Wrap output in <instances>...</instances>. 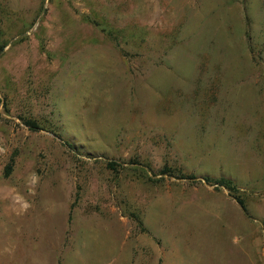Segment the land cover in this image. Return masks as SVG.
<instances>
[{
	"label": "rangeland",
	"instance_id": "obj_1",
	"mask_svg": "<svg viewBox=\"0 0 264 264\" xmlns=\"http://www.w3.org/2000/svg\"><path fill=\"white\" fill-rule=\"evenodd\" d=\"M0 264H264V0H0Z\"/></svg>",
	"mask_w": 264,
	"mask_h": 264
},
{
	"label": "trees",
	"instance_id": "obj_2",
	"mask_svg": "<svg viewBox=\"0 0 264 264\" xmlns=\"http://www.w3.org/2000/svg\"><path fill=\"white\" fill-rule=\"evenodd\" d=\"M25 123L26 125H28L29 127H37V123L34 121V120H25ZM206 180L209 181V178H206ZM220 181H223V180H220ZM228 183V182H227ZM229 185V184H227ZM237 200V203L240 205V207L242 208V210L246 213V208H245V205H244V202L241 198H236Z\"/></svg>",
	"mask_w": 264,
	"mask_h": 264
}]
</instances>
